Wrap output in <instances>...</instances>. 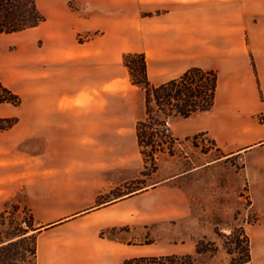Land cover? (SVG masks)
I'll return each instance as SVG.
<instances>
[{
    "label": "crops",
    "instance_id": "0c3cea01",
    "mask_svg": "<svg viewBox=\"0 0 264 264\" xmlns=\"http://www.w3.org/2000/svg\"><path fill=\"white\" fill-rule=\"evenodd\" d=\"M126 6L131 13L124 50L144 53L152 85L193 67L218 74L213 107L173 122L172 152H156L154 173L164 168L163 155L174 157V149L198 133L216 143L222 155L217 161L264 150L258 119L264 115V0H126ZM38 27L19 32L27 37L16 43L20 53L43 34ZM66 29L61 22L47 29L46 59L53 70L43 78L47 86L32 93L47 102L29 109L0 104V118H18L0 132V213L22 195L36 223L44 224L34 230L37 264H118L130 256L108 233L151 211L147 200L181 175L134 190L145 164L136 129L146 118L145 90L132 83L123 57H66ZM138 34L141 42L132 47ZM75 63L78 68L69 66ZM108 66L116 73L104 76ZM81 95L92 99L61 102ZM56 206L72 210L41 218L40 207Z\"/></svg>",
    "mask_w": 264,
    "mask_h": 264
},
{
    "label": "rangeland",
    "instance_id": "374dc122",
    "mask_svg": "<svg viewBox=\"0 0 264 264\" xmlns=\"http://www.w3.org/2000/svg\"><path fill=\"white\" fill-rule=\"evenodd\" d=\"M37 3L46 21L38 27L43 34L38 33L30 39L31 45L26 52L20 53L17 45L27 39L21 36L24 33H0V78L21 96V104L26 105L24 109H29L33 102H47L40 97L38 101L32 93L37 86H47L43 78L47 77L48 68L53 70L46 57L49 52L47 29L54 23L67 24L65 31L70 36L63 39L69 42L71 49L66 57H123L124 53H142L124 50V26L131 13L126 0H37ZM138 8L140 6L135 11ZM136 16H143V12L136 11ZM140 42L141 35L138 34L131 46L136 47ZM99 49L103 51L101 54ZM77 65L69 66L76 68ZM115 73V66L104 67V76ZM38 78L42 80L37 83ZM91 99V96L81 95L73 101L63 99L61 102L83 104ZM159 115L172 124L177 120L162 113ZM7 119H13V125L18 121L15 117ZM258 119L264 123V115H259ZM160 125L153 138L156 146L158 143L162 146L157 147V152L163 150L171 154L172 134L163 135ZM183 143L174 149V157L163 155L166 159L162 163L164 168L157 173H154L158 168L156 161L149 155H142L145 164L142 175L134 181V190L151 186L163 177L181 176L147 200L151 211L140 213L129 224L120 225L119 229L108 233L107 236L123 246L130 256L119 258L118 264H158L154 258L169 254L181 257L192 254L194 264H234V258L243 256L246 242L238 249L234 239L224 237L231 233L249 239L251 257L242 264H264V150L255 157L236 156L217 161L222 155L216 143L204 133L195 134ZM144 149L149 151L150 147ZM206 162H210L209 166H204ZM192 168L195 170L188 172ZM139 209V206L135 207L136 215ZM38 210L41 218L46 219L43 214L64 213L72 209L56 206ZM143 214L147 216L144 218ZM40 226L44 224L36 223L34 213L26 207L22 195L12 199L9 209L0 213V243L12 242L0 251V264H32L30 250L37 242L34 230ZM23 236L25 238L19 240ZM201 240L213 243L209 249L215 252L196 253L197 243ZM229 248H233V254L228 253Z\"/></svg>",
    "mask_w": 264,
    "mask_h": 264
},
{
    "label": "trees",
    "instance_id": "16d2710c",
    "mask_svg": "<svg viewBox=\"0 0 264 264\" xmlns=\"http://www.w3.org/2000/svg\"><path fill=\"white\" fill-rule=\"evenodd\" d=\"M46 21V16L40 10L37 0H0V33L12 34L26 31ZM123 63L128 68L131 81L142 87L146 95V118L138 121L136 129L139 146L143 155H149L155 161L157 147L154 143V136L163 118L172 116L173 118H188L192 115L210 110L215 102L218 87V74L215 70H204L193 67L186 70L180 77L171 79L158 86L150 83L147 75V64L143 53H124ZM21 96L6 86L0 78V104L20 105ZM6 122L5 125H3ZM13 119L0 118V130L11 127ZM149 151L144 148H149ZM37 230V229H35ZM26 234L23 233L22 235ZM226 239H234L235 247L242 248V243L246 242L244 254L240 259H233L234 264L248 262L251 257V248L247 236L235 237L233 233L224 236ZM25 236L19 240H23ZM0 251L7 248L12 242L1 245ZM213 243L201 240L197 243L196 253L213 254L215 250L209 249ZM234 247V248H235ZM229 254H233V248H229ZM33 263L37 264V243L30 250ZM166 255L154 258L158 264H194L192 254ZM158 261V262H156ZM154 264V263H152Z\"/></svg>",
    "mask_w": 264,
    "mask_h": 264
},
{
    "label": "built area",
    "instance_id": "2783aa9c",
    "mask_svg": "<svg viewBox=\"0 0 264 264\" xmlns=\"http://www.w3.org/2000/svg\"><path fill=\"white\" fill-rule=\"evenodd\" d=\"M160 129L163 135L169 136L172 133V123L169 119H164L160 125Z\"/></svg>",
    "mask_w": 264,
    "mask_h": 264
}]
</instances>
